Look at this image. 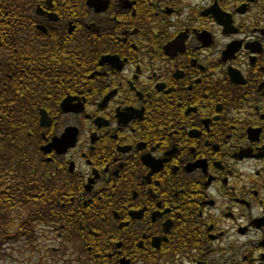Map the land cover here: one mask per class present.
<instances>
[{"label": "flooded vegetation", "instance_id": "flooded-vegetation-1", "mask_svg": "<svg viewBox=\"0 0 264 264\" xmlns=\"http://www.w3.org/2000/svg\"><path fill=\"white\" fill-rule=\"evenodd\" d=\"M2 16L1 117L29 121L21 145L80 264H264V0Z\"/></svg>", "mask_w": 264, "mask_h": 264}, {"label": "trees", "instance_id": "trees-1", "mask_svg": "<svg viewBox=\"0 0 264 264\" xmlns=\"http://www.w3.org/2000/svg\"><path fill=\"white\" fill-rule=\"evenodd\" d=\"M18 3L0 0V5ZM4 26L0 22V33ZM6 121L0 112V257L12 243L35 241L41 227H50L59 218L53 196L36 180L32 154L21 145L29 138V121L15 129L14 122ZM78 256L82 257L81 252Z\"/></svg>", "mask_w": 264, "mask_h": 264}, {"label": "rangeland", "instance_id": "rangeland-1", "mask_svg": "<svg viewBox=\"0 0 264 264\" xmlns=\"http://www.w3.org/2000/svg\"><path fill=\"white\" fill-rule=\"evenodd\" d=\"M55 228H59L56 222L41 227L33 242L19 241L6 246L0 264H78V246L69 242L68 234L60 240Z\"/></svg>", "mask_w": 264, "mask_h": 264}]
</instances>
